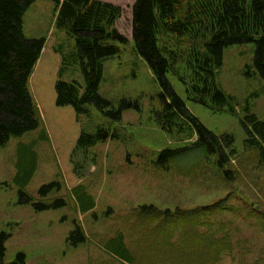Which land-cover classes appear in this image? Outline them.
Returning a JSON list of instances; mask_svg holds the SVG:
<instances>
[{"label": "rangeland", "instance_id": "obj_1", "mask_svg": "<svg viewBox=\"0 0 264 264\" xmlns=\"http://www.w3.org/2000/svg\"><path fill=\"white\" fill-rule=\"evenodd\" d=\"M105 1L121 6L117 28L129 38V43L121 45L120 55L105 62L99 92L113 102L140 99L142 112L127 110L121 122L110 123L92 107L91 115L79 121L72 106L56 103L55 82L61 54L55 48L59 44H73V40L55 24L56 0H36L24 16V34L30 39L46 38L29 80L41 126L0 146V232L11 234L6 261L24 251L27 264H123L106 253L101 241L117 232L125 234L126 242L132 241L130 234L139 229L140 223L133 212L139 206L154 204L188 210L226 200L228 210L223 213L217 210L215 216L227 226L233 250L226 252L218 264H264V165L258 162L256 152L244 148L246 133L241 124L247 114L246 105L264 120V82L258 76L244 75L253 58L254 46L240 44L226 48L224 64L218 73L219 83L235 98L236 114L228 109L214 111L191 101L186 83L191 74L185 82L170 75L175 90L210 130L234 134L238 153L230 168L237 170L236 180L227 181L212 162L203 161L197 153L179 158L169 170H163L155 165L159 152L189 140L164 132L152 119L160 87L148 64L135 51L132 24L135 0ZM160 44L187 51L194 45L202 47L203 41L201 37L163 36ZM179 68L186 70L182 62ZM65 78L80 79L77 73ZM103 124L116 128L123 139H109L92 147L86 156L82 153L74 156L82 128L92 132ZM27 153L34 156L26 178L29 195L35 202L63 196L67 206L38 211L31 202H21L19 165ZM77 163L81 167L76 172ZM51 182H61V191L42 197L39 189ZM86 202L88 209L84 210ZM74 220L88 236V241L78 248L70 247L67 241L75 229Z\"/></svg>", "mask_w": 264, "mask_h": 264}, {"label": "trees", "instance_id": "obj_2", "mask_svg": "<svg viewBox=\"0 0 264 264\" xmlns=\"http://www.w3.org/2000/svg\"><path fill=\"white\" fill-rule=\"evenodd\" d=\"M35 1L0 0V146L41 126L29 80L46 38L30 39L24 34V16ZM56 3L55 24L73 40V44H59L55 48L61 54L55 82L56 103L72 106L79 121L91 115L92 107L110 123L121 122L127 110L142 112L140 99L113 102L99 92L105 62L120 55L121 45L129 43V38L117 28L121 6L105 0H56ZM132 24L135 51L148 64L160 87L152 119L164 132L189 140L184 145L162 149L155 165L169 170L173 161L197 153L203 161L212 162L227 181L236 180L237 170L230 168L238 153L234 134L210 130L175 90L170 75L185 82L191 74L186 81L191 101L214 111L228 109L236 114L235 98L219 83L218 73L224 64L226 48L252 44L253 58L244 75L258 76L264 82V0H135ZM163 36L201 37L203 44L187 51L175 50L168 44H160ZM181 62L185 71L179 68ZM71 73L79 74L80 79L67 80L65 77ZM244 109L247 112L241 119L246 133L244 148L256 152L258 162L264 165V120L251 112L249 105ZM109 139H123L110 124L99 125L92 132L82 128L74 156L77 153L86 156L92 147ZM33 161L34 156L29 153L20 161L21 202H31L38 211L67 206L63 196L35 202L29 195L25 186ZM79 167L77 163L76 172ZM61 189V182H51L43 185L39 194L48 198ZM225 201L188 210L143 204L133 212L140 223L139 229L130 234L132 241L126 242L125 234L117 232L114 237L102 240L101 245L123 264H218L226 252L233 250L227 226L215 216L217 210L220 213L228 210ZM83 209H88L87 202ZM74 222L75 229L67 241L70 247L78 248L88 241V236L81 224ZM10 237L11 234L0 232V264H27L24 251L6 261Z\"/></svg>", "mask_w": 264, "mask_h": 264}]
</instances>
